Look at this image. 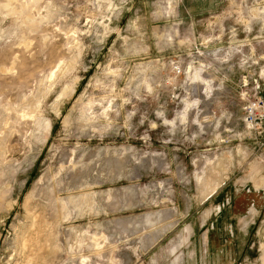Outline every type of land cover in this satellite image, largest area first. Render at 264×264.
Masks as SVG:
<instances>
[{
	"label": "rangeland",
	"instance_id": "obj_1",
	"mask_svg": "<svg viewBox=\"0 0 264 264\" xmlns=\"http://www.w3.org/2000/svg\"><path fill=\"white\" fill-rule=\"evenodd\" d=\"M263 74L264 0H0V264H262Z\"/></svg>",
	"mask_w": 264,
	"mask_h": 264
},
{
	"label": "built area",
	"instance_id": "obj_2",
	"mask_svg": "<svg viewBox=\"0 0 264 264\" xmlns=\"http://www.w3.org/2000/svg\"><path fill=\"white\" fill-rule=\"evenodd\" d=\"M254 94L243 107L246 126L257 140L258 148L264 152V74L261 83L254 82Z\"/></svg>",
	"mask_w": 264,
	"mask_h": 264
},
{
	"label": "bare ground",
	"instance_id": "obj_3",
	"mask_svg": "<svg viewBox=\"0 0 264 264\" xmlns=\"http://www.w3.org/2000/svg\"><path fill=\"white\" fill-rule=\"evenodd\" d=\"M66 90L63 91V93L65 92ZM67 91L69 92V89H67ZM72 92V91H70ZM66 93V92H65ZM64 93V94H65ZM69 95V93H68ZM63 97V96H62ZM49 131V125L47 124L46 125V133ZM219 172V171H218ZM211 173V172H210ZM213 174L212 175H216L215 171H214V167H213ZM210 176H208L207 178H205L206 180L203 182V187L208 189L210 191V194H213L215 192V189H216V186H218V184L216 185L215 184V181H214V176H212L211 174H209ZM216 179V178H215ZM217 183V182H216ZM204 191V190H203ZM90 195L86 194V195H82L81 196V199L83 200L84 198H89ZM57 211V210H56ZM60 211V210H59ZM57 217H58V214H56ZM55 219V218H54ZM58 222V221H57ZM54 229V228H53ZM52 232V231H51ZM54 233V232H53ZM24 243V242H23ZM27 243L25 242L24 244H22V249H26L27 247ZM30 245V244H29ZM28 249V248H27ZM37 257V254L35 255ZM37 259V258H36ZM262 264H264V257H263V261H262Z\"/></svg>",
	"mask_w": 264,
	"mask_h": 264
}]
</instances>
